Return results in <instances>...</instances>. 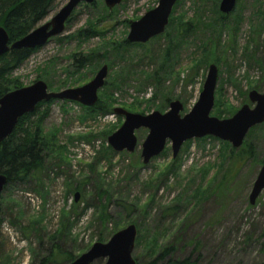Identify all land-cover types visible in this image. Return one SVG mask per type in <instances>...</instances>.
<instances>
[{"label":"rangeland","instance_id":"374dc122","mask_svg":"<svg viewBox=\"0 0 264 264\" xmlns=\"http://www.w3.org/2000/svg\"><path fill=\"white\" fill-rule=\"evenodd\" d=\"M67 2L57 0L35 28ZM96 2L75 8L64 32L8 76L11 89L42 79L51 91H60L84 85L107 64L99 100L110 111L66 100H54L41 111L48 112L40 123L48 155L34 179L2 192L6 214L0 223V264H41L54 244L76 259L131 223L137 226L136 264L147 263L152 250L167 243L174 245L177 258L193 254L199 264H263L264 189L254 204L249 194L264 164V122L246 136L253 156L223 187L230 175L229 142L212 136L188 140L174 158L168 141L144 164L141 144L148 129L136 131L133 152H115L107 139L124 121L113 113L115 107L164 113L178 99L184 106L181 115L189 112L212 63L218 80L211 115L229 118L244 104L253 107L248 93L264 91V0H237L225 18L221 0H181L172 10V28L148 43L120 49L129 22L159 0H122L112 9L104 0ZM186 20L194 26L178 36L176 28ZM89 28L97 33L87 36ZM91 52L98 53L99 63L76 70L74 57ZM199 185L207 188L201 201L192 199Z\"/></svg>","mask_w":264,"mask_h":264},{"label":"water","instance_id":"95a60500","mask_svg":"<svg viewBox=\"0 0 264 264\" xmlns=\"http://www.w3.org/2000/svg\"><path fill=\"white\" fill-rule=\"evenodd\" d=\"M95 0H68L47 22L32 29L29 33L13 42L8 31L0 26V56L12 49H35L45 45L52 37L61 35L66 22L75 8L80 4H92ZM178 0H159L158 5L147 11L137 20L129 22V43H148L152 38L165 32L172 10ZM112 9L122 0H104ZM237 0H221L219 11L227 16L233 12ZM109 67L104 64L96 75L82 86L68 87L60 91H51L48 84L40 79L33 84L15 88L0 97V142L9 137L15 130L19 119L25 114L35 111L38 104L54 100L78 102L84 106H94L99 100V90L104 87ZM218 80V67L209 65L207 76L198 101L192 109L181 115L184 106L178 99L169 104V110L162 113L158 110L148 114L128 111L123 107H115L113 113L122 116L123 124L108 136V143L115 152H133L138 146L136 131L148 129L143 140L141 157L144 164L160 155L167 142H171L175 158L184 144L192 139L208 136L229 142L233 148H239L250 129L264 122V91L252 89L248 93L250 102L241 106L231 117L212 116L215 105V90ZM8 183L6 174H0V194ZM264 189V164L253 183L249 201L254 204ZM79 193L75 194V201ZM137 238V226L134 223L117 231L107 242H96L86 252L68 264H93L98 259H106L105 264H136L132 253Z\"/></svg>","mask_w":264,"mask_h":264},{"label":"trees","instance_id":"16d2710c","mask_svg":"<svg viewBox=\"0 0 264 264\" xmlns=\"http://www.w3.org/2000/svg\"><path fill=\"white\" fill-rule=\"evenodd\" d=\"M56 2L57 0H0V26H4L6 28L9 33L10 40L11 42H13L17 39H20L21 37L29 33L32 29H34L35 26L50 13ZM95 3L97 4L96 0L92 4ZM179 3H181V0L177 1L175 6H177ZM222 16V18L226 17L224 15ZM222 18L220 23L222 22ZM70 19L68 21H70ZM189 21L190 20L181 22L180 26L176 28L178 36H180L181 34L182 37V31H189L191 29L193 24ZM171 25L172 24L169 19L168 27L172 28ZM95 33L97 32L90 28L89 30H85V34L87 36H93L95 35ZM135 44L143 45L142 43ZM131 45L133 44H130L125 39L122 40L117 49L128 48V46ZM38 48L12 49L4 55L0 56V97H2L6 92L10 90L22 87L18 84H13V87L11 89L8 76L14 70L19 68ZM125 51L128 52L127 50ZM98 57V53L95 52L75 56L73 59L74 67L76 68V70H79L91 63L96 62V58ZM97 63L99 62L97 61ZM63 85L65 86V84ZM49 86L51 87L52 85L49 84L48 87ZM53 101L54 99L48 102H41L37 105L34 112L22 116L19 119L13 133L5 140L0 142V174L4 173L8 177V183L5 189L7 187H12L13 185L24 184L29 180L34 179L36 173L43 168L48 155L47 149H49V146L40 134V123L43 120V117L48 114V112H46L45 114H41V111L47 108V106ZM88 108L100 113H107L110 111V107L104 104V102L101 100H98V102L94 106ZM257 127L258 126L256 125L251 128L249 133ZM253 152L254 147L252 146V144L247 142L246 138L241 147L229 148L227 159L230 161L228 170L230 175L227 176L224 183L222 185L220 184L219 187L225 186L227 181H231L235 177V175L243 167L245 161L253 156ZM205 189L203 188V186L199 185L193 192L192 199L194 198L201 201L203 196L207 193ZM101 196L103 195L101 194ZM2 200L3 196L1 193L0 223L6 214V209L3 206ZM147 209L148 205H146L143 211H147ZM111 234L113 233L111 232L110 235ZM59 235L62 234L53 236L51 240L57 239ZM152 251L154 253L151 255H153L154 257L145 264H158L162 260H165L166 264H199V259L193 258V254H190L185 258H177L175 256L176 248L173 244L167 243L160 249L156 250V248H154ZM74 259L75 257L74 255H72V253L65 249H62V247L58 244H54L53 246H51L48 255L41 260V264H68ZM99 260H96L93 264H97Z\"/></svg>","mask_w":264,"mask_h":264}]
</instances>
